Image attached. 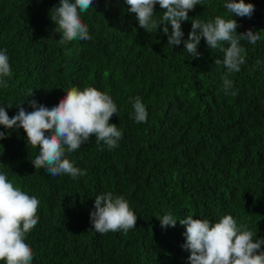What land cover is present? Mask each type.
Segmentation results:
<instances>
[{"label": "trees", "instance_id": "16d2710c", "mask_svg": "<svg viewBox=\"0 0 264 264\" xmlns=\"http://www.w3.org/2000/svg\"><path fill=\"white\" fill-rule=\"evenodd\" d=\"M227 2L202 0L181 22V44L172 46L171 25L167 35L164 25L145 31L126 0H93L80 13L91 38L64 44L50 15L60 0H0V51L11 68L0 77L7 83L0 84V106L9 118L21 107L33 111V100L50 108L72 87H93L116 104L109 123L122 132L111 150L94 135L78 150H66L65 158L86 171L73 179L35 169L39 148L23 128L0 125L6 137L0 173L39 200L38 223L25 234L31 264H190L186 226L179 223L189 215L210 224L231 215L254 241L264 239V0H244L255 7L251 18L232 16ZM163 11L157 3L154 19ZM217 16L236 20L238 35L260 34L255 44L241 41L239 72L216 65L224 53L203 38L199 57L184 49L192 19L207 23ZM224 78L232 82L227 95ZM136 97L146 122L134 120ZM108 192L122 196L137 216L127 233L92 228L95 197ZM166 214L177 220L175 227L161 226Z\"/></svg>", "mask_w": 264, "mask_h": 264}, {"label": "clouds", "instance_id": "9594fccd", "mask_svg": "<svg viewBox=\"0 0 264 264\" xmlns=\"http://www.w3.org/2000/svg\"><path fill=\"white\" fill-rule=\"evenodd\" d=\"M128 11L136 15L139 26L147 32L164 25L163 32L167 35L171 25L169 45H180L183 32L181 22L189 19L188 13L202 0H126ZM159 4L164 11L159 20L154 19V6ZM93 5V0H60L58 7L51 10V20L55 23L56 32H61V44L73 40H89L87 26L82 22L80 13L86 12ZM229 13L238 17L251 18L255 7L244 0H228L224 5ZM238 24L234 19L225 20L217 16L207 23L192 19V29L188 39L183 41L184 49L191 57H199L197 51L201 38L211 49L219 48L224 53L223 60L216 59V65L225 66L229 73L239 72L245 63L241 41L255 44L260 40L259 32L251 29L237 34ZM222 42L229 46L222 47ZM11 72L9 58L5 51H0V77ZM231 81L223 80L225 94L231 87ZM7 87V83L0 80ZM237 93L232 92L235 96ZM33 111L27 112L20 108L17 115L9 118L5 107L0 106V125L5 129L14 126L23 128L27 141L39 148V154L32 160L35 169H46L55 177L66 174L73 179L86 174L65 158V151L71 153L95 136L97 145L101 142L109 150L118 146L122 132L110 118L117 113V106L112 98L93 87L80 90L72 87L58 104L47 107L30 102ZM134 120L137 123L147 121L145 105L139 97L133 102ZM11 107V106H7ZM47 133V134H46ZM6 138L0 132V140ZM39 200L20 190L9 182L6 174L0 173V261L5 264H31L33 252L25 240V234L38 223L37 211ZM92 228L100 234L123 230L125 233L137 224V216L130 209L122 196H113L111 192L97 195L94 200V211L90 213ZM162 227H175L177 220L166 214L159 218ZM186 226L184 235L186 243L183 247L190 251V264H264V239L253 240V233L241 230L231 215L223 216L219 222L210 224L207 220L193 219L189 215L179 220Z\"/></svg>", "mask_w": 264, "mask_h": 264}]
</instances>
